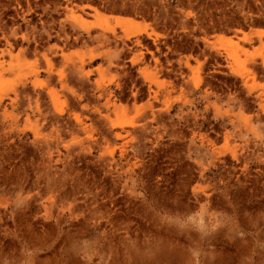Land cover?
I'll return each mask as SVG.
<instances>
[{
	"label": "rangeland",
	"instance_id": "obj_1",
	"mask_svg": "<svg viewBox=\"0 0 264 264\" xmlns=\"http://www.w3.org/2000/svg\"><path fill=\"white\" fill-rule=\"evenodd\" d=\"M259 29L264 0H0V264H264Z\"/></svg>",
	"mask_w": 264,
	"mask_h": 264
},
{
	"label": "bare ground",
	"instance_id": "obj_2",
	"mask_svg": "<svg viewBox=\"0 0 264 264\" xmlns=\"http://www.w3.org/2000/svg\"><path fill=\"white\" fill-rule=\"evenodd\" d=\"M97 13H98V11H97ZM116 18H117L116 20L119 23L124 22L125 26L127 25V28L125 29V37L129 38L131 36L138 35L140 33H144V32L148 33L147 27L149 25L146 23L135 21L132 18L124 17L122 15L116 16ZM252 35H256V36L262 38V36H264V30L259 29V30H254L253 32H245L243 38L245 39V38H248L249 36H252ZM216 37L218 38V41H223L224 39H226L224 36H222V35L220 36L219 34Z\"/></svg>",
	"mask_w": 264,
	"mask_h": 264
}]
</instances>
